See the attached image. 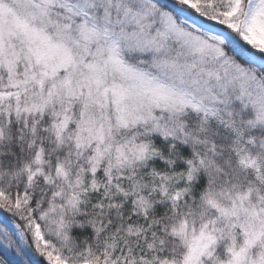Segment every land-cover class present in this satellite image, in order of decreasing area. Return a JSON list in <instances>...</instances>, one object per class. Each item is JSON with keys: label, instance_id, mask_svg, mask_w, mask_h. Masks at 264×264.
Instances as JSON below:
<instances>
[{"label": "snow or ice", "instance_id": "snow-or-ice-1", "mask_svg": "<svg viewBox=\"0 0 264 264\" xmlns=\"http://www.w3.org/2000/svg\"><path fill=\"white\" fill-rule=\"evenodd\" d=\"M0 264H264V0H0Z\"/></svg>", "mask_w": 264, "mask_h": 264}]
</instances>
